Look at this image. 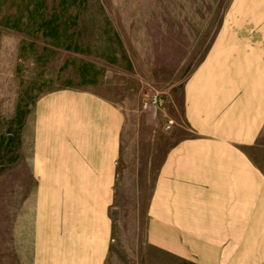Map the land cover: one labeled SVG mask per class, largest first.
I'll list each match as a JSON object with an SVG mask.
<instances>
[{
  "label": "crops",
  "instance_id": "crops-1",
  "mask_svg": "<svg viewBox=\"0 0 264 264\" xmlns=\"http://www.w3.org/2000/svg\"><path fill=\"white\" fill-rule=\"evenodd\" d=\"M261 1L239 0L223 23L219 46L238 48L232 63L243 55L241 70L232 65L210 74L209 64L206 74H191L171 94L176 112L169 103L152 118L138 111L140 129L174 120L170 138H138V181L145 167L153 175L149 242L185 257L177 242L189 236L195 264H264V71L256 51L264 47ZM241 48L256 53L247 60ZM133 121V107L91 90L63 89L35 102L29 157L35 184L20 220L29 227L19 233L31 236L30 264L106 263L117 240L119 161ZM151 143L157 147L147 155Z\"/></svg>",
  "mask_w": 264,
  "mask_h": 264
},
{
  "label": "rangeland",
  "instance_id": "rangeland-1",
  "mask_svg": "<svg viewBox=\"0 0 264 264\" xmlns=\"http://www.w3.org/2000/svg\"><path fill=\"white\" fill-rule=\"evenodd\" d=\"M238 2L0 0V264L31 263V236L19 234L29 227L20 220L28 209L29 186L35 184L29 176L30 114L37 100L63 89L95 91L134 108V125L125 130L130 144L123 145L119 161L117 240L105 264H195L189 256V236H179L177 242L185 246V257L149 242L146 221L153 175L143 167L138 181V138H170L174 120L160 129L153 124L140 129L138 111H149L152 118L169 103L176 112L171 94L179 92L191 74H206L209 64L210 74L226 73L232 65L241 70L243 55L232 63L238 48L219 46L223 23ZM260 22L262 26L264 15ZM241 49L247 60L257 51L264 71V47ZM251 65L246 61L247 70ZM155 96L157 107L151 105ZM145 147L148 155L157 145ZM167 237V246L173 247V236ZM203 244L198 242V254L205 251Z\"/></svg>",
  "mask_w": 264,
  "mask_h": 264
},
{
  "label": "built area",
  "instance_id": "built-area-1",
  "mask_svg": "<svg viewBox=\"0 0 264 264\" xmlns=\"http://www.w3.org/2000/svg\"><path fill=\"white\" fill-rule=\"evenodd\" d=\"M159 99L157 96H155L152 100H151V105H154V106H158L159 105ZM147 104H149V102H147ZM172 121V120H171Z\"/></svg>",
  "mask_w": 264,
  "mask_h": 264
}]
</instances>
